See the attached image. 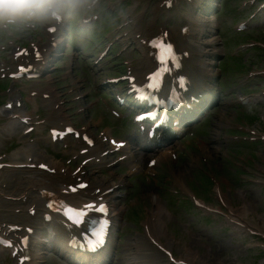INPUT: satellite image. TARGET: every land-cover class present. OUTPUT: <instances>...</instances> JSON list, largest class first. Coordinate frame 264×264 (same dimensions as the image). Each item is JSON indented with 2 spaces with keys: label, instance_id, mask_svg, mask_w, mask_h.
Here are the masks:
<instances>
[{
  "label": "rangeland",
  "instance_id": "obj_1",
  "mask_svg": "<svg viewBox=\"0 0 264 264\" xmlns=\"http://www.w3.org/2000/svg\"><path fill=\"white\" fill-rule=\"evenodd\" d=\"M262 1L255 0L252 4L250 3L251 0L221 1L219 11L215 13L216 21L218 25H221L220 32H223L225 38L231 43L230 49L239 42L246 43L252 40L264 44V23L256 24L263 19L262 13L258 12V14L253 15L261 8ZM75 2L85 4L87 0H66V3L71 5L73 9H75ZM145 3L141 2V7ZM153 3L154 0L150 2V4ZM103 4L104 2L99 3V12L102 14H104L106 6ZM132 4V1H128L126 6H132ZM186 10L181 11L187 12ZM135 14L132 13L130 17L132 18ZM178 16L181 18V14ZM251 18L256 24L252 22L255 27L239 31L238 25ZM105 20L100 25L102 27L100 33L105 27L109 28L119 22L108 24V17H105ZM130 26L127 25L125 28L129 29ZM216 30L217 28L215 32L218 35L219 32ZM75 31V29L72 30V34L76 42L78 38L74 37ZM4 38L1 35L0 41ZM44 39L46 40V38ZM90 47L89 42L86 44V51L91 50ZM218 48L220 49L221 46ZM239 55L241 57L238 59L227 57L221 64L223 81L219 86L224 92H227L225 102L211 110L209 117L197 128V133L201 136V140H204V144L210 145L209 152L201 150L195 154L194 160L189 161L183 157L178 166L182 165L179 170L181 173H185L183 179H185L186 185L193 189L198 196L216 206L221 205L220 200L216 198V184L212 182L214 179L219 182L224 194L231 200L234 207L240 208L238 210L241 211V214L244 213L241 207L248 205L251 214L247 218L257 224H264V142L250 143L237 138L238 135H242L246 136L248 140L251 135L248 127L257 131L260 136L264 135V94H262L264 92V74L254 76L251 79L247 78L251 72L264 70V48H249L245 52L241 51ZM77 74L79 73L77 72ZM80 75L86 78L88 90L91 92V72L87 70L86 73L81 72ZM2 88L0 84V90ZM240 94H248L251 98L254 97V94H261L257 98V100L260 99L259 107H255L251 102L244 106L237 100ZM104 109L106 106L98 104L93 111ZM106 115L109 117L107 112ZM187 148L185 153L191 152L190 147ZM19 160H23V157H20ZM170 168H176V166L172 164ZM15 175L18 179L9 187L11 191L21 192V188L28 187L32 182L28 180L21 183L19 178L24 174L16 173ZM157 180L160 184L168 182L163 173L157 177ZM129 181H131L132 186L126 191L127 198H119L120 202L127 203L128 212L126 215L127 219L130 218L126 221L122 218L120 221V224L127 222L129 225L123 234L124 240H130L134 229L138 228L139 220L144 216V206L148 209L152 206V202H149V198L144 193L147 192L145 191L147 190L146 187L151 188L153 186L150 187L145 184L142 176L130 177ZM153 191L160 192L173 213H171V218L163 215V218L157 222L159 224L164 221V226L167 225L168 234L162 235L159 228H156V231L171 246L178 248L179 252L185 254L187 251L190 253L194 251L205 264H264V256H260L258 259V250L250 249L247 243L249 239L243 235L239 236L235 229L225 225L222 216L215 218L210 215L207 220L203 217L205 215L203 211L193 207L192 201L183 199L174 193L171 194L167 188L165 190L154 189ZM222 210L227 212L225 208ZM132 252L133 250L127 249L125 255L120 257L119 254L116 264H126L125 258L131 256Z\"/></svg>",
  "mask_w": 264,
  "mask_h": 264
},
{
  "label": "clouds",
  "instance_id": "obj_2",
  "mask_svg": "<svg viewBox=\"0 0 264 264\" xmlns=\"http://www.w3.org/2000/svg\"><path fill=\"white\" fill-rule=\"evenodd\" d=\"M61 7L55 0H0V25L46 20L58 16Z\"/></svg>",
  "mask_w": 264,
  "mask_h": 264
},
{
  "label": "bare ground",
  "instance_id": "obj_3",
  "mask_svg": "<svg viewBox=\"0 0 264 264\" xmlns=\"http://www.w3.org/2000/svg\"><path fill=\"white\" fill-rule=\"evenodd\" d=\"M197 18V17H196ZM198 19V18H197ZM197 19H195V25H197V27L199 28V29H201V28H205L206 26L207 27H209V28H211V24H213L214 22L213 21H211L210 19H207V20H205V21H202V20H197ZM193 20V19H192ZM211 30H212V28H211ZM211 30L210 31H207V32H209V33H212L211 32ZM210 37H213V35H211ZM215 41H217V38H211V40H209V42H211V43H214ZM218 188V187H217ZM218 192H220V188H218ZM223 197V199L225 200V202L227 203V205H228V207L229 208H233L232 207V204H231V202H230V200H228L227 198H225V196H223V195H220V197ZM161 213L163 214L164 213V209L161 211ZM244 214H248V212H246V211H244ZM197 257V259H198V256H196ZM202 264H205V263H202Z\"/></svg>",
  "mask_w": 264,
  "mask_h": 264
},
{
  "label": "snow or ice",
  "instance_id": "obj_4",
  "mask_svg": "<svg viewBox=\"0 0 264 264\" xmlns=\"http://www.w3.org/2000/svg\"><path fill=\"white\" fill-rule=\"evenodd\" d=\"M169 47H170V46H169ZM93 208H95V210H96L97 212H99V213H106V211H107L106 206L103 205V204H100L98 207L95 206V205H93V204H87V205H84L83 208H82V209H79L78 211L81 213V215H83V214L86 213V211H87L88 209H93ZM105 223H106V220H105ZM93 235L95 236V235H97V234H96L95 232H93ZM90 246L94 247V245L91 244V242H90Z\"/></svg>",
  "mask_w": 264,
  "mask_h": 264
}]
</instances>
